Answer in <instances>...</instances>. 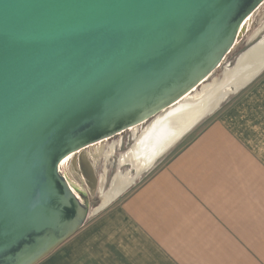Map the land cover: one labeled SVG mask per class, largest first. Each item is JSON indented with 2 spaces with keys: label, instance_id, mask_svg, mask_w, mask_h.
I'll use <instances>...</instances> for the list:
<instances>
[{
  "label": "water",
  "instance_id": "water-1",
  "mask_svg": "<svg viewBox=\"0 0 264 264\" xmlns=\"http://www.w3.org/2000/svg\"><path fill=\"white\" fill-rule=\"evenodd\" d=\"M263 4L0 0V264H37L86 223L72 156L127 130L154 137L178 124L146 172L263 73L264 61L238 89L195 107ZM257 44L214 84L251 62Z\"/></svg>",
  "mask_w": 264,
  "mask_h": 264
},
{
  "label": "crops",
  "instance_id": "crops-1",
  "mask_svg": "<svg viewBox=\"0 0 264 264\" xmlns=\"http://www.w3.org/2000/svg\"><path fill=\"white\" fill-rule=\"evenodd\" d=\"M37 264H264V76Z\"/></svg>",
  "mask_w": 264,
  "mask_h": 264
},
{
  "label": "rangeland",
  "instance_id": "rangeland-1",
  "mask_svg": "<svg viewBox=\"0 0 264 264\" xmlns=\"http://www.w3.org/2000/svg\"><path fill=\"white\" fill-rule=\"evenodd\" d=\"M262 37H264V4L260 9L252 16L251 21L245 26L237 41L233 50L227 55L223 61L221 67H219L208 82H213L216 79L221 78L225 68L232 67L236 61V58L247 48L255 44ZM264 76V71L249 85L230 94L229 97L221 104V106L211 115L202 120L196 125L187 135H185L180 141H178L171 149L163 154L155 163V165L148 171L141 173L133 180L135 170L128 164H121L120 157L125 154L133 145L135 137L139 134L140 128L136 130H127L124 133L113 137L110 140L103 142V144L94 145L81 152V156L91 162L94 169L96 181L91 187L87 184L77 162L79 157L72 158L71 178H76L81 184L82 190L89 195L90 209L89 216L86 221L95 219L98 215L112 208L114 205L122 201L128 196L137 186H139L146 178L156 170L165 166L171 158H173L180 150H182L189 142H191L203 129H205L211 122L219 118L229 107L234 105L242 97L246 95L249 89L257 83V81ZM120 174L131 176V185L126 188L118 197L113 199L106 206L101 207V203L104 201L105 192H107L112 184L116 181V177Z\"/></svg>",
  "mask_w": 264,
  "mask_h": 264
},
{
  "label": "bare ground",
  "instance_id": "bare-ground-1",
  "mask_svg": "<svg viewBox=\"0 0 264 264\" xmlns=\"http://www.w3.org/2000/svg\"><path fill=\"white\" fill-rule=\"evenodd\" d=\"M251 18L249 19V21H251ZM248 22H246V25ZM257 45L258 47L255 49L254 59L248 64H246L245 67L240 69H234L233 73L231 75L226 76L220 83L214 84L213 81L205 84L204 90L208 91V94L200 102H198L195 107L197 106L199 107V109L205 108L206 105L210 104L213 99L219 101L222 98L226 97L228 93L232 92L233 89H238L242 85L243 80L246 78H244V76H247L250 71L254 70V67L258 63L264 61V37H262L258 41ZM198 93L199 92L197 91L196 94ZM184 118L185 121L184 119L183 121L185 123L182 121L183 125L189 122L188 119H191L192 115L187 114L186 116H184ZM178 131L179 126L177 124L158 131V134H156L154 137L150 135L151 132L147 134V132L145 133V131H143V134L141 136L137 135L135 137V144L132 145V147L120 157L121 164H128L133 168V170H135L133 180L135 179V177L143 173L152 164L157 155L167 146V143H169L171 138L174 137ZM102 144L103 143H101V145ZM80 154H76L75 156H72V158L79 157V159H77L79 160L77 162L79 166L78 169L82 172L87 184L93 187L96 181L93 166L91 165V162L83 158V156H81ZM130 177L131 176L129 175L127 176L123 174H120L118 178L116 177V181L112 184L111 188L107 192H105V195L103 197L104 201L101 203V207L97 208L98 211L99 209L110 203L126 188H128L129 185L133 183H130Z\"/></svg>",
  "mask_w": 264,
  "mask_h": 264
}]
</instances>
